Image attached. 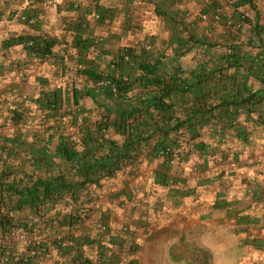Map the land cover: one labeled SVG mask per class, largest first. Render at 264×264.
Segmentation results:
<instances>
[{
  "label": "crops",
  "instance_id": "0c3cea01",
  "mask_svg": "<svg viewBox=\"0 0 264 264\" xmlns=\"http://www.w3.org/2000/svg\"><path fill=\"white\" fill-rule=\"evenodd\" d=\"M84 1L92 6L87 12L100 13L104 21L73 9L72 0H0V97L10 99L11 91L17 92L12 108L0 102V162L8 160L12 168L23 167L29 156L54 153L49 142L67 112L71 114L64 126L72 131L68 129V137L60 130L57 134L78 149L88 133L118 144L126 139L119 107L104 93L87 95L88 87L78 90L76 103L61 100L52 115L37 103L38 97L53 88L51 62H60L62 70L78 60L97 72L121 73L135 83L130 92L137 95L145 83L139 80L138 63L159 60L164 66L160 74L168 82L179 70L181 78L194 86L170 93L173 115L179 119L192 108L219 103L224 95L236 93L239 101L264 88V62L259 68L254 62L258 58L264 61V0L254 7L235 0L222 14L214 39L208 38L214 28L212 12L223 0H196L202 2L206 16L196 15V23L204 29L193 22L195 0ZM245 10L250 16L242 19ZM32 16L36 19L30 25L27 18ZM78 33L91 40L102 35L104 42L94 51L92 44L86 50L78 49L74 46ZM41 36L55 40L47 57L34 56L24 46L26 37ZM194 38L204 45L193 43ZM231 48L238 66L226 68ZM127 49L132 57L126 59ZM59 50L66 52L65 59L59 57ZM110 58L117 60V69L111 68ZM202 63L206 70L198 69ZM151 87L152 91L158 89L157 85ZM205 94L209 95L204 105ZM220 108L221 113L206 123L197 120L191 129L184 126L166 135L155 129V110L151 109L156 119L143 116L137 132L150 136L136 145V159L101 178L99 186L92 185L98 197L95 207L102 211L107 226L108 250L116 252L118 244L121 248L134 245L136 255L129 264H188L200 250L204 264H264V101L247 106L248 112L245 106H237L238 114L231 105ZM100 123L104 127L98 132ZM162 138L175 148L173 163L154 148ZM54 161L57 167L62 164L59 157ZM51 171L41 164L31 172L46 178L56 167ZM78 203L72 202L79 207L87 204ZM91 223L84 220L79 238L91 237ZM68 249L77 252L75 245Z\"/></svg>",
  "mask_w": 264,
  "mask_h": 264
},
{
  "label": "trees",
  "instance_id": "16d2710c",
  "mask_svg": "<svg viewBox=\"0 0 264 264\" xmlns=\"http://www.w3.org/2000/svg\"><path fill=\"white\" fill-rule=\"evenodd\" d=\"M242 1L248 3L251 5V7L255 6V3L252 0ZM98 14L100 16L99 18L103 19L104 16H101L100 13ZM79 28L80 26L76 28V32H78ZM255 34L257 37H260L259 31H255ZM27 41H31V45H25ZM193 43L204 45V42L198 38H194ZM91 44L92 40L86 36L83 37L81 33H78L74 37V46H76L78 49L86 50ZM24 45L33 54H35V56H44L52 53L55 40L48 36L26 37L24 40ZM124 53L130 58L132 57L130 50L127 49L124 51ZM234 59L235 52L233 53V49L231 48V51L228 55L226 68H229V66H238L236 65L237 62ZM254 62L259 68L262 66L261 64H263L264 61L258 58ZM205 65L206 63H202L198 69L203 68L206 70L207 66L205 67ZM117 68L118 62H116V66L113 69ZM138 68L142 72L139 80H142L145 83L142 84L140 82L144 89H142V92L138 93L137 95H133L130 92L132 85L135 83L123 77L121 73H101L89 67L83 70V74L91 79L96 80L100 78H108L116 85V93L112 92L109 86L102 88L100 93L106 94L110 100L115 102V104L119 107L118 115L120 127L124 131L126 139L122 144H118L115 141L107 140L105 138L100 140L98 138V134L91 135L88 133L86 136H84V139H82L80 145L81 148L78 149L75 147V145H73V143H71V141L67 140V137L60 136L54 146V153H52V155L50 153H41L42 155L35 157V166L42 164L51 173V169L56 167V171L53 172L54 174H50L46 178L36 176V178L31 179L29 183L25 184L23 187H17L15 184H12V182H4L7 178V175H0V189L4 188L15 195L14 205L12 207L13 210L20 209L25 206L36 208L45 202L55 203L61 196H69L73 200L72 202L77 203L79 201L78 204L81 205L84 204V202L89 203L90 201H87V197L81 198L83 197L81 195L83 189L90 185L99 186V181L101 178L113 175L115 171L120 169L122 165L133 162L138 156V154L135 153L136 145L141 141L148 139L150 135H142L141 133L137 132V130L139 125L142 124V121L140 120H142L143 116L148 115V117L152 116V118H155L151 109L155 110L156 114L158 115V119L155 118L158 120L156 123L157 126L155 127L156 131L160 134L166 135L170 132H176L184 126H186L188 129H191L196 125L195 122L197 120L200 124L206 123L210 117H217L221 113L220 107L225 105H231L233 112L238 114L239 112L236 109L237 106H245L244 111L248 112L249 110L247 106L264 101V88L261 91L248 93L239 99V101L235 99L236 93L230 96L224 95L220 98L219 103L213 105L209 104L207 108H205V106L204 108H192L188 112L189 115L186 114L184 119H179L173 115V106L169 101L170 93L173 90H188L192 88L193 84H191L189 81L185 82V80L181 78L182 72L179 70H176L177 74L173 79L170 76L171 82H168L163 77L164 74H160V72L164 71V66L159 60H156L154 63L141 61L138 63ZM197 80L200 79L197 78ZM152 85H157L158 89L152 91ZM88 89L89 90H86V94H93L92 89ZM77 91L78 90H75L72 97L74 103H76L75 98L77 97ZM208 95L209 94L204 95V105L206 104L205 98ZM42 97H38L37 103H40V106L47 108L50 115L56 112L61 100L65 102L69 100L63 97L60 90L54 89L47 91L42 95ZM103 127L104 126L100 123L97 127V131L99 132ZM167 147H170L173 150L175 149L174 146L166 143L163 138L158 140L154 145V148L159 151V153ZM173 153L175 152H169V154L165 156V159L170 160V158L173 156ZM55 156L59 157L62 161V164L59 165V167H57L58 165L56 161H54ZM76 176L81 179L76 181L74 179ZM66 215L68 216L64 217V223H72L73 216L70 214ZM8 220L9 218L7 215H0L1 224H5L8 222ZM100 253L102 254L103 251H100ZM102 258L100 257L98 264H107ZM86 262L92 264L91 261ZM71 264L75 263L72 262Z\"/></svg>",
  "mask_w": 264,
  "mask_h": 264
},
{
  "label": "rangeland",
  "instance_id": "374dc122",
  "mask_svg": "<svg viewBox=\"0 0 264 264\" xmlns=\"http://www.w3.org/2000/svg\"><path fill=\"white\" fill-rule=\"evenodd\" d=\"M210 1H212V0H210ZM88 2L90 3V1H88ZM88 2L85 5L78 8V10H80L83 13L92 14L93 11L87 12V10H86L89 6L92 8V6ZM195 2L197 3V5H196L197 10L195 12H193V14H194V16L192 15V17L194 19L193 22L196 24V27H198L199 29L202 27L204 29V25L200 26L199 24L196 23L198 20V17H200V15L202 14L201 6H200L202 4V2H197L196 0H195ZM72 7H73V0H72ZM212 14H213V12H212ZM196 15H198V17ZM203 15L204 14H202L201 17L203 19L206 18V16L204 17ZM23 18L26 19L27 17H23ZM32 18L36 19L34 16H32ZM101 20L104 21V19H101ZM218 23H220V21H218V22L213 21L212 25L214 26V28L212 27V29H211L212 31H210L211 36L208 37L209 39L213 38L215 33H217L216 27H217ZM96 37H98V36H96ZM103 40H104V37H103ZM103 40L101 41L100 44H102L104 42ZM215 52L217 53V50ZM196 53H202V52L196 50ZM63 59H65V58H62V60ZM112 59L113 58H110L107 60L110 65H111ZM202 62H204L203 58H202ZM67 63H68V61H67ZM72 63L73 64L81 63L82 65H84V67H86L85 66L86 64L83 61L76 60V61H73ZM59 65H61L60 62H59ZM75 74L77 76H80V74H82V73H81V71H77V72H75ZM81 83H83V86L80 90H82L83 88H87V86H86L87 83L85 80H84V82H81ZM0 98H2V96ZM13 101H12V107H13ZM69 113L71 114V112H67L66 115L64 116V118H62V120H61L62 121V127L56 128L55 137L53 139H51L49 142L50 148H53L55 146L56 139L59 138V135L57 134V133H59L58 130H60L61 132H64L67 137L69 136L68 129H70L71 127L70 126L69 127L64 126V124H67V119H68L67 115ZM71 131L72 130L70 129V132ZM77 148H78V146H77ZM31 157H34V156H31ZM7 162H8V160L6 161L5 159H3V161L0 162V167H3V168L5 166L10 167L7 164ZM13 165H14V163H13ZM21 166H23V167H20L17 170H19V172H21L23 174V177L26 181H29L27 176L31 173V171L33 169L34 170L36 169V166L32 167V165L28 162L27 158L24 159V162ZM8 167H7V169H9V170H7V172H8V174H11V172H9V171L12 170V172H13V168L12 167L8 168ZM36 176H39V175L37 174ZM3 192H4V194H0L1 195L0 196L1 197L0 204L2 206H4V208L6 209V215L8 217L15 218L17 221H19L23 224L26 223V225H27L28 218L33 216V214L37 210H41L44 212V214L48 215V217L53 216V217H57L60 219L59 224L52 228V232L50 233V236L48 239L49 244L46 243V246H45L46 247L45 253L38 255V257H36L35 259H32L29 264H71L72 262H74L75 264L76 263L89 264L86 261H88V262L91 261L92 264H98L100 257L101 258L103 257L102 258L103 261L106 262L107 264H129V259H132V256L136 255V248L137 247H134V245H132V244L131 245L127 244L126 247H122V248L118 244V247L116 248V252H111L110 249H112V248H110L108 250V247H109L107 244L108 240L106 241L107 228H106V231L104 233L99 231V224H105V223L102 220V217H103L102 211L95 207V205L98 203V197L96 196V193H95V199H94L92 197V192H91V194L90 193L84 194L83 192H81V195L83 196L81 198L87 197V201H89V199L91 200L90 201L91 205L89 202L86 204L85 207L83 205L80 207L73 205L72 199L69 196H62L59 199H57V201L55 203L45 202L36 208L25 206V207H22L20 209L13 210L12 207L14 205L15 195L6 189H4ZM93 192H94V190H93ZM93 208H94V210L92 212L91 209H93ZM66 214H70L73 216L72 223H69L70 225L68 223H66L67 225L64 223V219H65L64 217L68 216ZM87 219H90L92 222L91 223L92 227L90 226V229L92 230V232L89 234L91 237L89 238V237L84 236V237L79 238L78 235H79L80 227H81V225H83L84 220H87ZM120 230L122 231V229H120ZM124 231H128V230H124ZM56 232L64 234V238H63L62 242H60V243H57L53 238V235ZM100 236L104 237L103 241L99 240ZM86 239H90V241H86ZM72 245L73 246L75 245L77 247V252L72 251V249H68V247H70ZM48 246L50 247L49 250H48ZM98 249H102L105 252H103L101 254V253H99ZM172 251H174V249H170V252H172ZM194 251L197 252V249ZM201 251L202 250H200V252H198L196 255H194L193 261L188 262V264H204V254ZM175 252H176L175 254H180L179 251L175 250ZM100 254H101V256H100ZM173 256L174 257L178 256L181 258L183 257L181 255H173ZM139 258H140V254H139ZM169 259L171 260L170 257H169ZM182 261H183V259H182ZM141 264H155V263H151V262L149 263L147 261H141ZM157 264H161V263H157ZM169 264H171V263H169Z\"/></svg>",
  "mask_w": 264,
  "mask_h": 264
},
{
  "label": "built area",
  "instance_id": "2783aa9c",
  "mask_svg": "<svg viewBox=\"0 0 264 264\" xmlns=\"http://www.w3.org/2000/svg\"><path fill=\"white\" fill-rule=\"evenodd\" d=\"M224 4L218 5L215 7V10L212 15V21L218 22L222 17V14L228 9H231L235 0H223ZM254 3L259 0H252ZM86 2L84 0H73V8L78 9L81 6L85 5ZM225 5V6H224ZM205 17V15H203ZM250 16V11L245 10L241 14L242 19H245ZM92 17L94 19H98L100 16L98 12L93 11ZM29 24H33L35 19L29 17L27 19ZM103 40L102 36L95 37L92 40L91 49L94 51L97 48V45L101 43ZM25 45H31V41H27ZM145 46V45H144ZM150 49L149 46H145ZM57 54L64 58L66 56V52L64 50H59ZM35 56V54H33ZM49 55H44L43 57H47ZM127 59V55H125ZM116 59H112L111 67L115 68ZM50 68L54 71L52 86L54 90H60L63 97L69 100H72L73 94L75 90H80L83 86L84 80L87 83V87L91 88L94 93H100L102 88L109 86L112 92L116 93V85L111 82L108 78H100V79H91L86 75H83V70L85 69L84 65L81 63L73 64L68 67L67 70H62L61 65L56 62L49 63ZM81 71L82 74L77 76L75 72ZM84 77V78H83ZM12 92V97L10 99H2L0 98V102L4 104L6 107L12 108V100L16 96L17 92L14 90ZM20 96V95H17ZM2 99V100H1ZM169 152H174L170 147L165 148L160 152L161 156L165 157L169 154ZM28 162L35 167L36 159L34 157H27ZM175 161L174 157L170 158V162L173 163ZM18 163H16L17 165ZM18 168H13L9 171L11 174H8L7 167H0V175H7V178L4 182H14L13 180L16 178L15 186L23 187L25 184H28L31 179L36 178L34 172H31L27 178L29 181H26L23 177V174L17 170ZM7 172V173H6ZM10 175V176H9ZM95 186H88L83 189L84 194H91L95 199V192H93V188ZM97 205V204H96ZM95 205V206H96ZM0 215H6V209L4 206L0 204ZM9 220L5 224L0 223V264H29L32 259L38 257V255L44 254L46 251V243L49 239L50 233L52 232V228L59 224L60 219L57 217H48V215L44 214L43 211L37 210L33 216L28 218L27 225L17 221L15 218L8 217ZM105 224H99V231L104 233L106 231ZM54 240L57 243L62 242L64 238L63 233H54ZM99 240L103 241L104 237L100 236Z\"/></svg>",
  "mask_w": 264,
  "mask_h": 264
}]
</instances>
